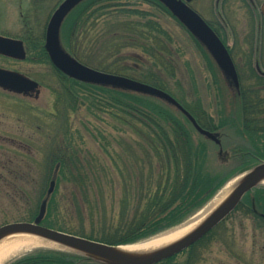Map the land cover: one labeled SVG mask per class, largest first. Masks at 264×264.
<instances>
[{
	"label": "trees",
	"instance_id": "16d2710c",
	"mask_svg": "<svg viewBox=\"0 0 264 264\" xmlns=\"http://www.w3.org/2000/svg\"><path fill=\"white\" fill-rule=\"evenodd\" d=\"M141 4L147 7H141ZM161 15L171 17L188 33L216 85L214 69L217 66L210 54L158 0H82L61 23L60 46L90 68L165 91L194 117L201 128L217 137L218 145L196 132L177 108L162 99L65 76L51 64L44 49L45 22L32 25L23 21L25 30L18 38L26 48V59L33 51L32 46L37 44L39 59L51 66L61 84L66 82L63 87H58L60 103L56 104V111L59 105L64 113L75 112L85 105L87 112L105 113L123 130H130L135 135L131 143L120 144L113 153L106 144L103 151L110 162L97 164L78 147L76 142L80 135L77 130H71L69 116L64 117L59 142L56 146L51 143L53 147L47 154L53 172L50 175L46 168L45 177L55 179L56 189L62 182L73 187L70 205L76 211L80 225L76 227L64 218H56L59 215L55 189L46 201V213L41 221L44 227L110 245L132 244L191 217L234 175L264 161V74L256 70L258 64L264 72V54L245 55V65H238L230 55L238 79L237 88L230 85L236 97V120L232 123L231 117L222 115L214 121L197 98L187 103L182 96L177 97L169 90L166 76H174L179 49L174 46L172 33L160 21ZM250 17L254 35L259 29L252 11ZM33 27L39 29L37 35ZM232 126L238 142L228 141L229 135L225 131ZM216 161L218 167H213L212 163ZM130 173L133 178L128 177ZM115 176L118 179L115 180ZM106 187L119 189L116 205L110 211L106 209L105 200L115 196L105 197ZM41 197L42 191L37 202ZM239 208L240 213L252 221L253 231L264 235V185L247 192L232 212ZM32 215L30 211L27 221L33 220ZM83 221L89 223L88 232L84 231ZM213 230L180 253L156 264H174L172 261L177 255L194 248ZM194 261L186 260L180 264H194ZM7 264L104 263L70 251L38 249Z\"/></svg>",
	"mask_w": 264,
	"mask_h": 264
},
{
	"label": "rangeland",
	"instance_id": "374dc122",
	"mask_svg": "<svg viewBox=\"0 0 264 264\" xmlns=\"http://www.w3.org/2000/svg\"><path fill=\"white\" fill-rule=\"evenodd\" d=\"M61 1L0 0V36L19 39L18 37L25 30L23 21H28L32 25H36L38 21L45 22L46 26L51 13ZM261 1L256 0L255 11L258 23L260 18L257 8ZM214 2L215 0H193L191 6L209 18L213 12ZM140 6L147 7L146 4ZM230 6L232 8L229 17L232 22L231 39L238 47L242 46L240 42L245 38L251 39L252 36L250 10L241 0L230 1ZM160 21L172 33L174 46L179 49L174 63L176 68L174 76H166L169 80V90L177 97L182 96L187 103H192L197 98L214 121L224 115L231 117L233 123L236 120L234 116L236 97L235 92L230 88L232 83L217 67L214 69L217 79L215 85L188 33L169 16L161 15ZM34 31L35 35L39 33L37 27ZM231 39L227 37L225 41L230 43ZM237 47L233 49L231 55L238 65H245V55L251 52L244 47L243 49ZM31 50L33 51L29 54V59H26L25 48L24 60L0 56V68L25 74L38 83V88L25 96L0 89V161L8 160L11 163L7 166L0 164V226L16 221H27L30 211L33 212L34 218L38 213L41 199L48 200L50 194L47 195V190L52 180L45 177V172L48 168L51 175L53 168L49 165L47 154L53 147L51 143L56 146L59 142V135L65 125L64 117L69 116L71 130L73 132L77 130L80 135V140L76 142L78 147L91 162L97 164L107 165L110 162L103 151L106 144L110 153H113V150L119 149L120 144L131 143L133 137L135 138L130 130H123L119 123L110 119L105 113L93 112V115L87 112L85 105L71 113L70 111L64 113L59 105L57 106L59 110L56 111V104L60 103L58 87L61 85L63 87V83L66 82L61 84L62 81L58 79L51 66L39 59L37 44L32 46ZM225 132L229 135V140L224 141H239L233 126L227 128ZM212 166L218 167V162H213ZM253 166L242 169L231 179L241 178ZM9 171L10 174L7 173ZM6 176L9 179L7 184H5ZM133 176L132 173L128 175L129 178ZM55 178H57L56 173ZM114 178L116 180L117 177ZM55 189L56 183L52 191ZM41 191L42 197L39 199L41 202H37ZM73 191L70 184L59 183L55 194L59 215L56 218H64L68 224L77 227L80 221L70 205ZM104 195L107 198L115 196L113 199L105 200L106 209L110 211L111 207L116 205L115 199L119 195V189L106 187ZM240 211L239 208L230 213L203 241L191 250L177 255L172 262L180 264L185 263L186 260L189 263L195 260L194 264H264V235L258 231L254 232L252 221ZM52 220L55 221V218L52 217ZM83 228L88 232V221H83Z\"/></svg>",
	"mask_w": 264,
	"mask_h": 264
},
{
	"label": "water",
	"instance_id": "95a60500",
	"mask_svg": "<svg viewBox=\"0 0 264 264\" xmlns=\"http://www.w3.org/2000/svg\"><path fill=\"white\" fill-rule=\"evenodd\" d=\"M81 1L62 0L53 10L46 23L44 49L51 64L65 76L76 81L113 86L162 99L177 108L188 119L196 132L210 139L215 144H219V140L212 132L201 128L194 117L165 91L125 76L90 68L77 61L61 48L59 42L61 23L66 15ZM158 1L205 47L219 70L237 88V74L227 49L200 15L189 6L192 0ZM259 12L264 21V0L260 5ZM25 54L24 45L21 40L0 36V55L24 60ZM256 68L259 70L258 66ZM37 87L38 83L26 75L0 68L1 89L25 95L32 93ZM262 179H264V161L259 162L245 172L227 198L193 231L176 242L146 254L124 252L118 249L120 245H110L42 226L40 222L45 214L46 198L41 202L38 213L33 221L12 222L1 225L0 239L10 234H31L51 240L66 247L70 252L89 257L104 264H156L185 250L217 226L235 209L247 192L262 184ZM53 185L54 181H51L47 195L52 192Z\"/></svg>",
	"mask_w": 264,
	"mask_h": 264
},
{
	"label": "bare ground",
	"instance_id": "6f19581e",
	"mask_svg": "<svg viewBox=\"0 0 264 264\" xmlns=\"http://www.w3.org/2000/svg\"><path fill=\"white\" fill-rule=\"evenodd\" d=\"M239 180L240 178L235 177L228 181L225 186L213 196L206 206L183 222L139 242L128 244L126 246L120 245L118 249L129 253L146 254L180 240L193 231L221 202L227 198ZM261 183L264 184V179H262ZM44 248L69 251L66 247L36 235L23 233L10 234L0 239V264H6L8 261L26 253Z\"/></svg>",
	"mask_w": 264,
	"mask_h": 264
},
{
	"label": "flooded vegetation",
	"instance_id": "af4514ba",
	"mask_svg": "<svg viewBox=\"0 0 264 264\" xmlns=\"http://www.w3.org/2000/svg\"><path fill=\"white\" fill-rule=\"evenodd\" d=\"M230 1H232V0H215L213 12H211L212 13L211 17L207 18L204 15H202L201 13H200V15L204 19V21L208 24V26L218 36V38L222 41V43L226 47L227 51L231 55L234 52L233 49H236L237 46L234 45V43L232 42V39H231L232 38V22H231V19L229 20V17H231L230 14H231L232 8L230 6ZM241 1L244 2L246 4V7H248L249 10L252 11V13H254L256 16V11H255L256 5H257L256 0H241ZM262 2H263V0L261 1V3ZM261 3L259 4V7L257 8V14L260 18L259 23L256 20L257 25H258L257 29H259L258 33L252 35L251 39L249 37L245 38L242 42H240V45H242V46H238L237 47L238 49H243L242 47H244L245 49H249L251 53H259L260 54V53L264 52V33H263L264 21H263V17L261 16V14L259 12V8H260ZM231 5H232V2H231ZM227 37L231 39L230 43H227L225 41L227 39ZM249 43H250V45H249ZM257 71L261 72V69L257 70ZM0 164L7 166V165H10L11 163H9V161L6 160V161H0ZM7 173L10 174L11 172L9 171ZM7 180H9V179L6 176L5 177V184L8 183Z\"/></svg>",
	"mask_w": 264,
	"mask_h": 264
}]
</instances>
